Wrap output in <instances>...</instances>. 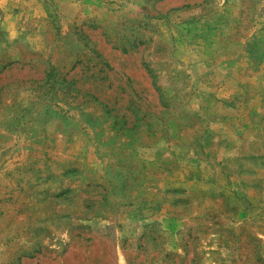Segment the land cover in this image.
<instances>
[{"label": "rangeland", "instance_id": "obj_1", "mask_svg": "<svg viewBox=\"0 0 264 264\" xmlns=\"http://www.w3.org/2000/svg\"><path fill=\"white\" fill-rule=\"evenodd\" d=\"M0 264H264V0H0Z\"/></svg>", "mask_w": 264, "mask_h": 264}]
</instances>
